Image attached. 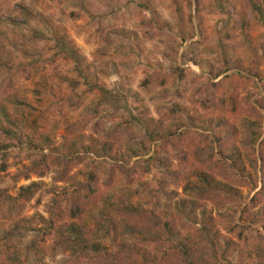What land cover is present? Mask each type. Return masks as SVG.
Here are the masks:
<instances>
[{"label":"trees","instance_id":"1","mask_svg":"<svg viewBox=\"0 0 264 264\" xmlns=\"http://www.w3.org/2000/svg\"><path fill=\"white\" fill-rule=\"evenodd\" d=\"M76 1L82 10L67 15L74 22L86 15L90 17V23L86 25L92 31L86 36V43L95 45L91 58L101 65L99 73L106 78L109 67L125 69L133 64L136 54L141 55L146 64L138 85L146 93L165 87L161 68L154 69L160 61H152L150 54L155 53L154 57L163 54L168 59L169 55L178 56L180 48L194 39L196 30L201 38L205 36L203 14L210 15L214 10L208 0H193L188 4L189 31L185 34L180 25L176 28L182 32H173V26L151 8L148 0H125L149 11L148 17L137 18L131 24L121 16L117 22L110 23L108 19L113 13H105L107 21L104 22L102 11H93L96 1ZM113 1L120 0H103L106 10L112 9ZM248 3L256 22L264 27V6L257 0H248ZM7 4L8 0H0V134L9 136L12 142H0V183L28 181L34 176L49 178L50 187L44 189L41 183H31L20 186L14 195H10L0 186V227L8 225L12 230L40 234V258L45 252L50 258L66 254L65 264H244V253L254 244L262 249L257 260H264V76L219 51L216 61L207 64L208 75L202 77V87L195 88L197 78L191 80L188 88L193 97L188 104L179 102V92L176 93L178 101H175L165 90L160 97L168 103L156 106L153 116L131 107L114 115L94 103L82 122H65L67 134L60 142L54 140L52 130L34 137L27 122L35 109L20 100L15 82L3 79L1 72V61L7 52V40L2 30L14 27V21L6 19V14L10 13L9 17H12V12H23L18 4ZM168 4L174 6L172 2ZM175 9L177 16L180 15L178 23H182L183 14L180 8ZM60 13L64 14V11L60 10ZM29 19L32 28L21 36L20 41L33 52L30 56L46 55L53 41L55 48L64 54L62 60L66 64L71 61L74 69L84 66L89 70L92 62L87 61L61 28L50 26L45 18L34 13H30ZM244 19L241 14L242 26L246 29L249 24ZM91 36L92 40L88 38ZM216 36L229 37L223 29ZM163 37H169L171 43H164ZM201 42V39L191 41L189 48ZM145 45L152 48L147 55ZM262 47L264 49V41ZM116 57L119 63L115 65ZM55 59L52 56L50 62L46 60L47 78L40 84L43 91L38 92L39 96L46 93L54 98L43 117L45 124H48L50 109L55 104L78 111L85 97L71 93L63 98L58 94L60 89L54 82L60 79L63 64H58ZM171 70L180 78L187 72L178 65ZM20 71V77L30 79L31 66ZM242 71L248 76L242 75ZM221 75L225 76L217 83L211 81ZM235 76V83L245 84L244 91L253 90L247 100L258 96L247 108L249 118L245 120V129L250 135L247 144L239 140L234 123L227 117L236 111V94L227 85ZM252 78L260 82L262 92ZM116 88L118 94L133 99L134 95L124 84H118ZM94 89L102 95L108 91L99 78L95 79L90 91ZM24 108L29 114L22 113ZM10 111L20 114L19 120L13 118L16 116ZM211 112L216 114L214 118L207 116ZM87 125V134H81L78 140L71 138L74 130L81 132ZM193 126L198 133H190ZM154 145L153 164L158 176L151 182H140L151 169L134 165L132 160L144 156ZM10 157L18 162L24 158L29 161L28 165L8 174L7 171L17 163H9ZM189 165L193 166L196 184L185 183V196H180L177 188L183 180L182 171ZM80 167L82 169H77ZM117 178L128 187L124 198L132 195L137 198L136 202L113 201L110 192ZM242 189H248V200L241 194ZM143 195L147 200L142 198ZM45 197H48L44 208L46 217L38 215L37 220L41 226L37 222L28 226L24 211L33 201V206H39ZM207 206L225 211L207 214ZM20 254L17 245L0 247V264H23Z\"/></svg>","mask_w":264,"mask_h":264},{"label":"rangeland","instance_id":"2","mask_svg":"<svg viewBox=\"0 0 264 264\" xmlns=\"http://www.w3.org/2000/svg\"><path fill=\"white\" fill-rule=\"evenodd\" d=\"M8 6L13 4H18L19 7L23 8V12L15 11L12 12V17H9V14H6V19H11L14 21L13 28L3 29L2 32L5 35L6 49L7 52L3 57L2 63V76L3 79H11L15 82L14 88L18 92L20 100L26 102L35 111L30 116L29 121L27 122L30 133L34 137H39L48 130H52L54 140L60 142L62 137L67 134L66 131V121L68 123H78L86 119L87 116L83 117L86 112L90 111L94 107V103H98V106L101 110L109 112L114 115H119L121 112H125L129 107L137 108L139 111H146L147 115L153 116L155 113L156 106H165L168 101L162 100L160 94L165 90L170 94L169 98L175 101H178L176 93L181 94V99L179 102L183 104H188L192 95L190 94L189 84L193 78H197L195 88L202 87V77L207 74V64L213 63L216 61L219 53L229 55L234 60L240 61L243 66L257 70L260 76H264V49L262 47L264 41V27L256 22L254 18V12L251 6L248 3V0H208L212 3L214 10L212 13L203 14V28L207 32L205 36L197 35L194 39L186 42L179 50L178 56L169 55V59L165 58L162 54V57L155 53L150 54V58H153L152 61L159 60L160 65H154V69L161 68L160 74H162L165 80L164 88H157L151 93L143 92L139 87L138 82L142 78L143 68L145 67L146 62L144 61L141 55L136 54V59L133 64L126 67L125 69L118 68L114 69L112 66L109 67V75L105 76L99 73L101 65L94 63L91 58V52L93 51L95 45L91 42L86 43V36L90 34L92 29L86 23H90V17L86 15L84 18L74 22L68 17V13L71 11L82 10V7L78 1L71 0H8ZM96 5L93 9L95 13L102 11L101 17L102 20L107 21L105 13L110 14V23L117 22L119 16H121L126 21H129L131 24L134 20L137 21V18L148 17L149 11L139 9L138 4H128L129 1L120 0L119 2L113 1L112 9L109 8L106 10V6L103 5V0H94ZM151 2V8L156 9V11L162 16L163 19L168 20L169 24L173 26L172 31L176 33H181L182 31L178 27L180 25L181 29L185 34L189 31V24L187 23L186 16L189 15V6L193 0H179L174 2L173 0H148ZM260 6H264V0H257ZM174 3V6H170L168 3ZM207 6V5H206ZM174 7V8H173ZM175 8H180L183 14V22L178 23L180 20V15L174 12ZM103 9V10H102ZM222 9V10H221ZM60 10L64 11V14L60 13ZM176 10V9H175ZM30 13H34L36 16L41 15L45 18L51 25L54 27L61 28L64 33H66L70 39L74 41L76 46L80 49L81 53L85 56L90 65L89 70H86L84 66L79 67L77 70L74 69L71 65V61L67 64L62 60L64 54L60 53L59 50L55 48V43L50 42L49 48L50 52L46 55L32 54L33 52L23 43H21V36H24L28 30L32 28L30 21ZM139 13V14H138ZM29 14V15H27ZM193 14V15H192ZM241 14L245 17V22L249 24L248 28L242 26ZM4 15V14H2ZM192 22L194 27H196V21L194 13L191 12ZM5 16V15H4ZM182 16V15H181ZM105 17V18H103ZM28 18V21L26 19ZM103 22V23H104ZM95 24V22L93 23ZM96 26V24H95ZM226 30L229 37L218 38L217 32L221 30ZM221 34V33H220ZM224 34V33H223ZM55 36V34H53ZM90 40L93 37H88ZM164 43H171L169 37L162 38ZM201 39V43L190 49V42H195L196 40ZM164 46V51L167 50ZM128 46V45H127ZM127 48V47H126ZM145 53L148 54L152 50L150 45H145ZM116 49L114 52H117ZM128 53V48L126 49ZM220 51V52H219ZM167 52V51H166ZM51 56V57H50ZM52 56H55V60L58 64H63V70L60 74V79H56L54 85L56 88H59V95L63 98L68 97L71 93L77 95H84L82 100V106L78 111H73L70 108H66L62 105L55 104L49 114L48 124H45L43 117L46 115L48 106L54 101V98L48 94H40V84L44 82L47 78L48 64L46 60L50 62ZM134 59V57H133ZM132 59V60H133ZM70 63V65H68ZM119 60L114 58V64H118ZM178 65L181 69L187 70L183 73L180 78L177 74L172 72L173 66ZM31 66L32 73L29 80H25L24 77H20V69ZM159 67V68H158ZM47 69V70H46ZM172 72V73H171ZM233 72H230L231 74ZM242 75H247L243 71ZM17 77H16V76ZM22 76V75H21ZM221 75L217 80H211L213 83H217L218 80L222 79ZM248 76V75H247ZM99 78L104 82L108 91L102 95L98 92L97 89L90 91V89L95 85V79ZM236 76L232 79L227 85L230 88H233L232 92L235 95L236 99V111L234 115L228 117L230 122L234 123L237 129V135L241 142L247 144L249 142L250 135L245 129V120L248 117V106L252 105L251 102L258 98V96L250 97L249 92L244 91L245 84L243 82L235 83ZM67 83H66V80ZM257 84L259 90L262 92V87L260 82L256 78H252ZM62 82V83H61ZM73 84V86H68L67 84ZM124 84L125 87L129 90V93L133 94L132 98H125L123 95L118 94L117 85ZM220 88V87H219ZM45 92V91H44ZM88 92V93H87ZM86 93V94H85ZM100 94V95H99ZM22 111L24 115L29 114V110L24 108ZM10 110V109H9ZM15 119L19 120L20 114H14L13 111H10ZM156 114V113H155ZM207 116L215 117L216 114L211 112ZM90 125V124H89ZM89 125L83 129V131L76 132L73 131L71 138L73 140H78L81 134H87L89 132ZM138 127L136 124H134ZM5 126V124H4ZM197 128L195 126L190 128V133L196 132ZM14 140V139H13ZM1 143H11L12 139L9 136H4L0 134ZM156 155L155 145L150 149H147L144 156L135 157L132 160V164L138 165L141 167H150L151 172L146 173L142 177L140 182H151V179L154 176H158L154 164L153 158ZM18 159L9 158L8 162L12 164L13 161L17 162L16 165L12 166L7 172L8 174H14L22 169L24 165H28V160L22 159L18 162ZM243 162L246 170L249 169L248 162L246 157L243 158ZM193 166H187L182 171V179L179 187L177 188L180 196H185L183 193V188L185 183L188 181L194 182L196 184V179L193 175ZM82 169V167L77 168ZM1 175V174H0ZM1 179V178H0ZM31 183H41L43 188L47 189L50 187L49 178L37 179L34 176H31L28 181L21 180L18 183H11L8 181H1L0 186L7 190L10 195H14L20 186H27ZM128 187L125 186L124 182L117 178L113 183V188L111 190L113 201H124V202H136L137 198L135 196H129L124 198V191ZM134 188V187H132ZM241 194L247 199L249 197L248 189H242ZM143 199L146 196L143 195ZM147 200V198L145 199ZM248 200V199H247ZM48 202V197H45L43 202L39 206H33L34 201L26 208L24 211V216L28 218V226L32 227L38 220V215L46 217L44 212L45 204ZM247 202V201H246ZM207 214H213L219 212H224V210H218L213 206H207L205 209ZM38 226H41V222H37ZM41 239L40 234L34 232H29L27 230H12L8 225H3L0 227V247L6 245H17L21 250L20 258L23 261V264H65L67 261L66 254L56 255L54 258L48 257V252H45V256L40 258L39 255V246L38 242ZM48 243H50L48 241ZM261 248L257 247L255 244L249 248L247 253H244L245 261L244 264H264V260H257V255L260 254ZM248 256L250 259H248ZM235 260H233L234 262Z\"/></svg>","mask_w":264,"mask_h":264}]
</instances>
